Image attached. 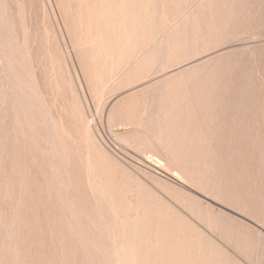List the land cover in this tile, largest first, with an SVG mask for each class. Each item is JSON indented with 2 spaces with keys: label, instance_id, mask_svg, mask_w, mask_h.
<instances>
[{
  "label": "rangeland",
  "instance_id": "1",
  "mask_svg": "<svg viewBox=\"0 0 264 264\" xmlns=\"http://www.w3.org/2000/svg\"><path fill=\"white\" fill-rule=\"evenodd\" d=\"M0 264H264V0H0Z\"/></svg>",
  "mask_w": 264,
  "mask_h": 264
}]
</instances>
